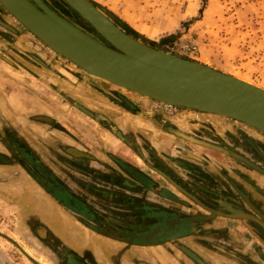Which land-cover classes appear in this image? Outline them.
Wrapping results in <instances>:
<instances>
[{
    "label": "rangeland",
    "instance_id": "obj_1",
    "mask_svg": "<svg viewBox=\"0 0 264 264\" xmlns=\"http://www.w3.org/2000/svg\"><path fill=\"white\" fill-rule=\"evenodd\" d=\"M90 1L138 39L264 88V0ZM261 223L264 133L89 75L0 4V264H264Z\"/></svg>",
    "mask_w": 264,
    "mask_h": 264
},
{
    "label": "water",
    "instance_id": "obj_2",
    "mask_svg": "<svg viewBox=\"0 0 264 264\" xmlns=\"http://www.w3.org/2000/svg\"><path fill=\"white\" fill-rule=\"evenodd\" d=\"M64 1L90 23L106 43L67 21L43 0H0V4L50 49L89 75L170 106L227 117L264 133L263 87L138 39L90 0ZM179 134L187 140L227 152L219 145ZM236 156L255 167L246 158ZM235 216L256 219L244 213Z\"/></svg>",
    "mask_w": 264,
    "mask_h": 264
},
{
    "label": "trees",
    "instance_id": "obj_3",
    "mask_svg": "<svg viewBox=\"0 0 264 264\" xmlns=\"http://www.w3.org/2000/svg\"><path fill=\"white\" fill-rule=\"evenodd\" d=\"M95 5L99 7V5H97V4H95ZM100 9H102V11H104L114 22L120 24V26L122 25L121 26L122 28H123V25H126V23L121 18H119L116 14H114L112 11L107 10L106 8H101V7H100ZM163 40H165V38H163L162 41ZM146 179L147 178L144 177L143 180H146Z\"/></svg>",
    "mask_w": 264,
    "mask_h": 264
},
{
    "label": "bare ground",
    "instance_id": "obj_4",
    "mask_svg": "<svg viewBox=\"0 0 264 264\" xmlns=\"http://www.w3.org/2000/svg\"><path fill=\"white\" fill-rule=\"evenodd\" d=\"M66 19V18H65ZM67 20V19H66ZM67 21H69V20H67ZM70 22V21H69ZM237 77V76H236ZM238 78H240V79H242V80H244V81H247V82H249V83H252V84H254V85H256V86H259V85H257V84H255V83H253V82H251L250 80H245V79H243V78H241V77H239L238 76ZM259 87H261V86H259ZM156 102H161V101H156ZM162 103V102H161ZM163 104H166V105H170V104H167V103H163ZM254 164V163H253ZM255 165V167H257L258 168V166L256 165V164H254Z\"/></svg>",
    "mask_w": 264,
    "mask_h": 264
},
{
    "label": "crops",
    "instance_id": "obj_5",
    "mask_svg": "<svg viewBox=\"0 0 264 264\" xmlns=\"http://www.w3.org/2000/svg\"><path fill=\"white\" fill-rule=\"evenodd\" d=\"M68 256H69V254H68ZM68 256H67V257H68ZM145 259H146V258H145ZM122 264H124V263H122ZM134 264H148V263H146L145 261H143V262H142V261H138L137 263H134Z\"/></svg>",
    "mask_w": 264,
    "mask_h": 264
}]
</instances>
